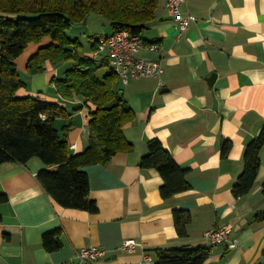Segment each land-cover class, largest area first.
Here are the masks:
<instances>
[{
	"label": "crops",
	"instance_id": "1",
	"mask_svg": "<svg viewBox=\"0 0 264 264\" xmlns=\"http://www.w3.org/2000/svg\"><path fill=\"white\" fill-rule=\"evenodd\" d=\"M168 0H161L156 20L143 31L146 45L140 56L161 61L160 78L134 77L120 88L135 111L124 127L133 151L118 153L107 165L85 167L91 181V197L97 213L68 209L43 188L38 174L49 169L39 158L26 164L7 162L0 167V264H80L82 248L99 247L107 252L95 264H156L173 249H210L205 264H264V147L254 188L237 198L234 187L244 171V155L250 142L264 131V0H190L182 6L194 21L178 40ZM82 41L85 55L101 59L92 50L91 38L113 34L105 26L91 28ZM105 30V31H104ZM52 43H32L16 61L27 86L20 97L57 103L68 116L56 122L69 127L68 141L74 155L90 145L91 110L80 96L62 97L54 79L71 64L44 65L41 74L30 75V59ZM159 139L176 162L188 171L191 188L164 199L163 177L155 169L141 168L148 142ZM231 148L224 153L225 143ZM186 216L185 236H180L175 211ZM231 227L228 243L212 245L204 234ZM61 230L63 246L49 252L43 237ZM127 240L139 245L123 250ZM149 256L151 260H146Z\"/></svg>",
	"mask_w": 264,
	"mask_h": 264
},
{
	"label": "trees",
	"instance_id": "2",
	"mask_svg": "<svg viewBox=\"0 0 264 264\" xmlns=\"http://www.w3.org/2000/svg\"><path fill=\"white\" fill-rule=\"evenodd\" d=\"M161 0H0V167L7 162L26 164L39 158L49 169L38 174L45 191L61 206L97 213L91 197V181L85 167L107 165L118 153L131 152L124 127L135 119V111L120 88V79L107 58L85 55L79 38L68 31L87 23L91 15L105 19L113 33L127 30L142 35L157 18ZM52 43L34 55L28 65L30 75L41 74L44 65L71 64L54 82L64 98L80 96L91 110V139L88 148L77 155L71 152L68 131L56 122L67 117L65 108L32 97H20L27 86L16 61L30 44ZM92 50L98 51L99 39L91 38ZM264 131L245 150L244 171L234 187L237 198L246 196L255 186L261 168ZM231 148L225 143L224 153ZM141 168L155 169L163 177L161 194L171 198L191 188L188 171L184 170L159 139L148 142V153ZM8 202L0 195V204ZM180 236H185L184 211H175ZM3 218L0 213V224ZM61 230L45 234L43 245L49 252L62 248ZM210 249H173L163 253L156 264H205Z\"/></svg>",
	"mask_w": 264,
	"mask_h": 264
},
{
	"label": "built area",
	"instance_id": "3",
	"mask_svg": "<svg viewBox=\"0 0 264 264\" xmlns=\"http://www.w3.org/2000/svg\"><path fill=\"white\" fill-rule=\"evenodd\" d=\"M188 1L190 0H168L167 7L173 19L174 27L178 31V40L194 21L192 15L182 13V6ZM144 47L152 51L158 49L156 44L146 45L141 35H133L129 31L123 30L100 37L97 53L104 54L121 83L127 85L129 80L134 77L160 78L165 73L161 61L148 60L139 55ZM232 233L233 229L225 226L207 231L204 238L212 245L228 243L231 249H236L240 246V241L232 239ZM138 245L135 240H127L121 249L133 251ZM106 254L104 248L93 246L82 248L77 257L80 264H95L105 258ZM145 259L151 260L149 256H146Z\"/></svg>",
	"mask_w": 264,
	"mask_h": 264
},
{
	"label": "rangeland",
	"instance_id": "4",
	"mask_svg": "<svg viewBox=\"0 0 264 264\" xmlns=\"http://www.w3.org/2000/svg\"><path fill=\"white\" fill-rule=\"evenodd\" d=\"M93 18H96V19H93V22L91 23V28H99V27H104L105 26V29L106 31H108V33H111L112 32V28L109 26V23L103 19L102 17L100 16H93ZM104 25V26H103ZM81 26V25H79ZM75 31H79V37L81 38L82 41H88L89 38V34H88V31H87V28H81V27H73L71 30L68 31V34L75 38L76 34H75ZM105 31V30H104Z\"/></svg>",
	"mask_w": 264,
	"mask_h": 264
}]
</instances>
